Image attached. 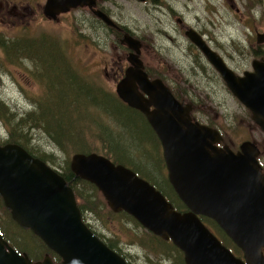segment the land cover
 <instances>
[{"label":"rangeland","instance_id":"374dc122","mask_svg":"<svg viewBox=\"0 0 264 264\" xmlns=\"http://www.w3.org/2000/svg\"><path fill=\"white\" fill-rule=\"evenodd\" d=\"M44 3L45 0H0V99L17 118L37 112L43 101L52 110L37 123H24L22 132L18 129L25 133L22 135L31 152L37 156L46 154L43 161L60 173L69 168L70 156L81 152L72 144L86 146L99 154L109 150L113 155L117 151L113 144L118 145V149L134 155L144 167L157 171L161 186L162 173L166 175V170L159 164L160 147L150 146V134L141 119L126 112L121 113L123 123L115 121L111 115L120 106L114 100H105L115 93L117 66L126 52L119 42L121 33L109 29L86 8L62 13L56 20L48 19L42 12ZM102 6L122 29L144 42L141 59L149 74L173 83L180 96L197 106L196 119L217 128L230 149L239 150L243 141L254 143L264 172V132L204 54L188 44L176 22L181 18L198 31L225 65L242 76L245 71H253V59H264V41L256 42V33L264 34V0H104ZM11 8H15L16 14H4ZM78 83L79 91L76 90ZM54 110L60 111L59 115ZM75 119L79 120L84 142L75 139L80 131ZM26 124L28 128L24 130ZM44 124L51 128L54 137L64 138V149L46 133ZM102 135L107 138L104 140ZM7 138L6 128L0 121V142ZM145 179L151 182L148 177ZM73 186L79 192L74 197L77 206L86 205L88 199L94 207L92 210L83 206L86 224L108 242H117L116 246L135 264H176L181 251L172 241H165L144 228L130 214L112 211L98 190L77 180ZM0 225L21 253L24 250L37 259L45 254L38 252L42 240L11 218L1 198ZM211 227L219 237H224V233ZM23 231H29L30 236ZM23 233L30 237L32 246ZM137 238L151 239L146 241L148 249L138 244ZM160 239L170 242L180 253L170 248L169 243L165 244L168 253L156 252L155 244ZM46 255L53 263L60 260L59 256L53 260Z\"/></svg>","mask_w":264,"mask_h":264},{"label":"water","instance_id":"95a60500","mask_svg":"<svg viewBox=\"0 0 264 264\" xmlns=\"http://www.w3.org/2000/svg\"><path fill=\"white\" fill-rule=\"evenodd\" d=\"M144 1V0H138ZM87 7L105 25L114 21L95 9V0H45L43 15L56 20L62 13ZM227 88L251 113L264 132V59H253V71L242 76L229 69L194 30L186 31ZM129 67L116 84L117 96L142 112L162 146L167 178L187 207L180 212L155 187L131 169L95 152H76L69 161L76 177L93 184L114 212L124 211L144 228L170 240L185 264H264V175L254 143L243 141L234 152L218 147L220 133L190 117V105L175 99L160 79H149L139 58L142 42L124 33ZM264 41L256 33V42ZM73 190L64 178L16 143L0 144V198L11 218L29 229L55 252L32 261L17 253L0 234V264H129L82 221ZM216 222L242 250L236 257L199 220Z\"/></svg>","mask_w":264,"mask_h":264},{"label":"trees","instance_id":"16d2710c","mask_svg":"<svg viewBox=\"0 0 264 264\" xmlns=\"http://www.w3.org/2000/svg\"><path fill=\"white\" fill-rule=\"evenodd\" d=\"M109 29H112V28H109ZM28 42L29 41H27V42H25V46H27L28 45ZM4 46H5V44H3ZM29 52V51H28ZM27 55H30V54H27ZM26 55V56H27ZM70 74H71V76H72V73L70 72ZM70 74H68L67 76L69 77L70 76ZM83 83V80L81 81V84ZM80 83H78V85H77V91H79V88H80V85H79ZM89 86L90 85H88V87H87V89H89ZM104 90V89H103ZM106 93V91H104L103 92V97H104V94ZM105 99V98H104ZM114 100L116 103H118L119 104V106H120V109H119V111L117 110L116 112H115V114L114 113H112V118L115 120V121H117V122H119V123H123V121L121 120V113L122 114H124V113H126V112H128L130 115H132V116H134V117H136V118H138V119H141L142 121H143V123L145 124V129H147V131H148V134H150V136H149V139H150V141H152V142H150V146H152L153 148L154 147H156V144H157V146L158 147H160L159 146V142H158V140H157V137L155 136V134H154V132L151 130V128L148 126V124H147V122H146V120H145V118H144V116L140 113V112H138V111H136V110H134V109H131L130 107H128L126 104H124L116 95H115V93L114 92H112V95L109 97V98H107V99H105V100ZM119 100H120V103H119ZM44 103V104H43ZM41 104H43L42 106H41ZM43 108H45V110H43V111H41L40 113H39V110L40 109H43ZM38 111L36 112V111H32L31 113H29V114H25L24 116H21L20 118H17V116L14 114V113H12V112H10V110H9V107L5 104V102L3 101V100H1L0 99V121L3 123V125L5 126V128H6V132H7V136H8V138L4 141V142H0V144H5V143H16V144H18V145H20L21 147H23L28 153H30L32 156H34V157H38L39 159H41V160H44V157L46 156V154H44L43 153V155L42 156H37V155H35L34 153H32L31 152V150H30V148H29V146H28V144H27V140L24 138V136L22 135V134H24L25 135V133H20V132H22V127H23V125H24V123H28V125L29 124H33V123H37L38 121V119H41V118H43L45 115H48L49 113H51L52 112V110L46 105V102L45 101H43L42 103H40L39 105H38ZM76 109V108H75ZM57 110V109H56ZM55 111V110H54ZM106 112H108V111H106ZM109 112H112L111 110L109 111ZM55 113H56V115H59V113H60V111H58V112H56L55 111ZM40 115H42V116H40ZM72 119H74V118H71V120H70V122H72ZM58 120H59V118H58ZM77 122H78V124H77V126L80 128V125H79V120L78 119H75ZM47 124H49V122H47V121H45ZM73 123V122H72ZM47 124H44L43 125V127L45 128V130H46V133L48 134V135H51L50 137H52V139L53 140H55V141H57V145L60 147V149H64V138H61V137H58V138H56V137H54V135H52L51 133V131H50V127L47 125ZM28 125L26 124V126H25V128H24V130H26L27 128H28ZM59 125H60V123H59ZM70 124H68V126H69ZM96 125H99V123H97ZM94 127H95V125H94ZM18 129H19V131H18ZM125 130H127V128H125ZM59 134H61L60 132H59ZM78 133H76V140H78L79 138L83 141V138H82V130H81V128H80V131H79V136L77 135ZM97 134V133H96ZM103 134V133H102ZM96 136V135H95ZM98 136H101V134L100 135H98ZM102 138L105 140V138H107L106 136H103L102 135ZM110 139H112L111 137H110ZM84 142V141H83ZM107 143H109V142H107ZM109 144H112V143H109ZM73 146H75L76 147V149L75 150H77V151H81V153H88V151H93V149L92 150H89V149H91V148H87L86 146H84V147H77L76 146V144H72ZM113 146H114V148L115 149H117V151H114V155L112 154V152H110L109 150H104V152L102 153V155H104V156H106V157H108L110 160H112L114 163H118V164H123V165H125V166H127V167H129V168H131L132 170H134L139 176H141V177H143V178H149L150 179V181L152 182V184L167 198V200L174 206V208L176 209V210H181V209H184L185 207H184V205L180 202V200L178 199V197H177V195L175 194V192H174V190L172 189V187H171V185L167 182V179H166V175L164 174V173H162L163 174V177H162V184H161V186L159 185V178H158V175L156 176V174H157V171H150V169H148V168H146V167H144L143 165H142V163H140V161H138L137 160V158H135L134 157V155L132 156V154L130 155L131 157L129 158L128 156V154H126V153H124V152H122L121 150L122 149H118L117 147H118V145H114L113 144ZM122 152V153H121ZM50 155V154H49ZM49 155H47V156H49ZM45 162V161H44ZM157 162H158V160H157ZM159 164H161V167H162V170L163 171H165V166H164V162H163V159H162V155L160 154V158H159ZM144 168V169H143ZM156 173V174H155ZM60 175L64 178V180L66 181V183L72 188V190L74 191V194H75V197H76V195H77V193H79L78 192V190L77 189H74V186H73V181L74 180H77V181H79V182H83L84 184H87L88 186H90L93 190H95V191H97V188L93 185V184H91V183H89V182H87V181H85V180H83V179H81V178H79V177H76L74 174H73V172L70 170V168H67V170L65 171V172H60ZM150 182V183H151ZM99 192V191H98ZM86 201V205H84L83 204V206L86 208V209H88V207L90 208V209H92V210H94V207L90 204V202L88 201V199H86L85 200ZM3 203V202H2ZM79 206V208H80V210H81V212H82V214H83V211L85 210L84 209V207L83 206H81V205H78ZM8 213H9V211H8ZM120 214H123V215H125V216H127V214L124 212V211H121V212H119ZM203 219L205 220V223L206 224H209V223H211L213 226H215V227H217L218 229H220L216 224H215V222L213 221V220H210V219H208V218H205V217H203ZM88 225V224H87ZM211 226V225H210ZM88 227L91 229V227L88 225ZM14 228L15 229H18V227H16L15 225H14ZM92 230V229H91ZM4 231L5 230H3L2 229V226L0 225V233L2 234V236H3V238L10 244V246H12L16 251H18L19 253H21V250H20V248L17 246V245H15L10 239H8V237L6 236V234L4 233ZM92 231H94V230H92ZM221 233H222V231L221 230H219ZM23 232H28V234H29V231H23ZM95 232V231H94ZM96 233V232H95ZM97 234V236L102 240V241H104L105 243H107V245L110 247V248H112V249H114L115 250V248L117 249L116 250V252H118L119 254H121V251H120V249L116 246V244H117V242H114V241H110V242H108L104 237H103V235H101V234H98V233H96ZM23 236H24V238L26 239V241L27 240H29V242H28V244L30 245V237H28L27 235H25L24 233H23ZM29 236H30V234H29ZM219 236V235H218ZM18 237H22V236H20V235H18ZM153 237V236H152ZM156 237H153V239H155ZM222 238V237H221ZM226 238V237H225ZM137 240H140L139 242H137L138 244H142L144 247H146L147 249H148V244H147V242L146 241H150L151 239H149V238H137ZM222 240V242H223V240H228L229 241V239L228 238H226V239H224V238H222L221 239ZM230 242V241H229ZM148 243H150V242H148ZM166 243H169V247L170 248H172L173 250H175V252L176 253H178L179 254V251H177V249L170 243V242H164L162 239H160V241H159V243H156L155 244V248H156V252H158V253H162V254H165V252L166 253H168V250H167V247H166ZM223 244L224 245H226L227 247H229L230 249H232L233 251H234V249H233V247L235 248V246L234 245H232V246H229V245H227L228 243L227 242H223ZM30 246H32V245H30ZM37 247V246H36ZM36 247H34V249L36 248ZM168 247V248H169ZM170 250V249H169ZM44 252L45 254L44 255H42V256H39L38 257V259L36 258V257H33L32 255H30L29 253H27V252H25L24 250L22 251L23 253H26V255L30 258V259H32V258H36L37 260H40L41 258H43L46 254H49L50 256H51V258L53 259V260H56V259H59L58 258V256L54 253V252H52L51 250H49L44 244H41V246L39 247V249H38V252ZM169 255H170V253H169ZM37 256V255H36ZM125 258H126V255L124 256ZM165 257H168V256H165ZM35 259V260H36ZM177 261H178V264H184L183 263V260H182V258H181V254L179 255V257H178V259H177Z\"/></svg>","mask_w":264,"mask_h":264},{"label":"flooded vegetation","instance_id":"af4514ba","mask_svg":"<svg viewBox=\"0 0 264 264\" xmlns=\"http://www.w3.org/2000/svg\"><path fill=\"white\" fill-rule=\"evenodd\" d=\"M145 1V0H144ZM104 2V0H95V9H100V10H102L103 12H105L108 16L110 15L109 13H108V11L102 6V3ZM142 2V1H141ZM2 8V5L0 4V9ZM83 8H86V9H88L87 7H83ZM13 9H15V8H11V11L10 12H5L4 14H13V13H15L16 14V10H13ZM91 13H92V11L90 10V9H88ZM3 11H5V10H3ZM95 16V15H94ZM96 17V16H95ZM111 18V17H110ZM96 19H98V18H96ZM112 19V18H111ZM99 21H101L100 19H98ZM113 20V19H112ZM114 21V20H113ZM102 22V21H101ZM176 22L178 23V26H179V28H180V31L181 32H183V36L185 37V39L187 40V42H188V44L191 46V45H193L194 47L196 46V44L194 43V42H192L188 37H187V35H186V31H188L189 29H192V30H194L193 28H191L190 26H188V25H186L184 22H183V20L181 19V18H177V20H176ZM103 23V22H102ZM114 23H115V26L114 27H110V26H108V28H112V29H114V30H116V31H118V32H120L121 33V35H122V37H123V35H124V33H129V32H127V31H125L124 29H122V27H120L115 21H114ZM104 24V23H103ZM107 26V25H106ZM195 31V30H194ZM197 34H199L200 36H201V34L198 32V31H195ZM130 34V33H129ZM203 34V33H202ZM130 35H132V34H130ZM121 37V38H122ZM121 38H120V40H121ZM201 38H202V36H201ZM203 39V38H202ZM119 40V42H120V44H122L121 43V41ZM141 41V40H140ZM142 42V46H143V41H141ZM123 46H124V48H125V51L126 52H124L125 53V56L124 57H122V62H120V64L117 66V68H118V77L116 78V82H115V87H116V84L124 77V75H125V71H126V69L129 67V62L127 61V56H128V54H129V52H130V50L124 45V44H122ZM144 47V46H143ZM143 47H141V52H140V55H139V58L141 59V53H142V48ZM197 47V46H196ZM198 48V47H197ZM141 60H143V59H141ZM124 62H126V63H124ZM143 62V61H142ZM124 63V64H123ZM147 67H146V65H144V71L147 73V75H148V78L151 80V79H160V81H162L168 88H169V90H170V92L172 93V95H173V97L175 98V99H177L181 104H183V105H190V111H189V114H190V117L192 118V119H196V116H195V114L197 113V110H196V108H197V106L191 101H189L188 99H186L185 97H183V96H180L179 94H178V92L177 91H175V89H174V86H173V83H171V82H169L168 81V79L167 78H159V77H152L150 74H149V72L147 71V69H146ZM162 79V80H161ZM116 93V92H115ZM120 99V98H119ZM122 101V100H121ZM123 102V101H122ZM124 103V102H123ZM124 104H126V103H124ZM127 105V104H126ZM128 106V105H127ZM129 107V106H128ZM131 109H134V110H136V111H138V112H140L139 110H137V109H135V108H132V107H130ZM143 116H144V114L142 113V112H140ZM144 118H145V120H146V122H147V124H148V126L151 128V130L154 132V130L152 129V127L150 126V124L148 123V121H147V119H146V117L144 116ZM154 134H155V132H154ZM155 136L157 137V135L155 134ZM157 140H158V142H159V139H158V137H157ZM223 141V140H222ZM221 141V143L222 144H224L223 142ZM159 145H160V150H161V154H163V151H162V146H161V144H160V142H159ZM233 151H237L238 149H236V148H234V149H232ZM164 159V158H163ZM258 159H259V157H258ZM261 172L264 174V172H263V167H262V165H261ZM199 218L203 221V223H205V220L203 219V217H201V216H199ZM206 218V217H205ZM209 219V218H208ZM211 220V219H210ZM206 224V223H205ZM213 226L211 223H209L208 224V226H209V228L211 229V231L215 234V235H217V237L218 238H220V239H222L221 237H219L218 236V234H217V232L211 227V226ZM213 227H215V226H213ZM215 228H217V227H215ZM218 229V228H217ZM220 229H218V231H219ZM224 237V239H226L227 237L225 236V235H223ZM226 237V238H225ZM165 241H168V240H165ZM230 241V240H229ZM223 242H226L225 240H223ZM106 245H107V243H105ZM108 246V245H107ZM109 247V246H108ZM110 248V247H109ZM110 249H112V248H110ZM112 250H114V249H112ZM116 248H115V252H116ZM121 251V250H120ZM234 254H236L239 258H241V259H243V252H242V250L240 249V248H238V247H235L234 248ZM117 254H119L118 252H116ZM180 253V252H179ZM181 254V253H180ZM121 257H123L124 259H125V261L127 262V263H129V264H135L134 263V261H132L127 255H126V258L124 257L125 256V253H123L122 251H121V254H119ZM169 257V256H168ZM181 258H182V260H183V256H182V254H181ZM162 261V260H161ZM165 263H167V260H165ZM175 263L176 264H178V261L177 260H175ZM183 263H184V261H183ZM185 264V263H184Z\"/></svg>","mask_w":264,"mask_h":264}]
</instances>
